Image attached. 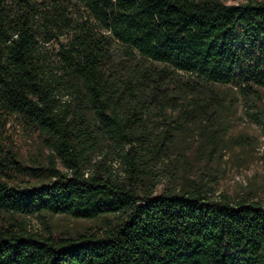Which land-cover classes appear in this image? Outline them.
Instances as JSON below:
<instances>
[{
	"label": "trees",
	"instance_id": "1",
	"mask_svg": "<svg viewBox=\"0 0 264 264\" xmlns=\"http://www.w3.org/2000/svg\"><path fill=\"white\" fill-rule=\"evenodd\" d=\"M220 85L261 101L264 1L0 0V264H264V204L187 177L155 192L140 162L177 126L151 138L137 122L170 111L205 131L233 105ZM12 124L51 150L46 163L20 157ZM102 140L121 180L91 162ZM32 211L101 224L4 218Z\"/></svg>",
	"mask_w": 264,
	"mask_h": 264
},
{
	"label": "rangeland",
	"instance_id": "2",
	"mask_svg": "<svg viewBox=\"0 0 264 264\" xmlns=\"http://www.w3.org/2000/svg\"><path fill=\"white\" fill-rule=\"evenodd\" d=\"M222 1L235 4L247 0ZM218 88L229 94L228 103L233 102V105L218 118V124L206 122L205 131L196 122L174 119L170 111H167L166 118L153 111L145 115L141 123H136L137 126L142 124V131L151 138L159 137L168 125L177 126L159 154H140L141 166L149 173L148 184L159 192L172 177L176 179V187H181L184 177H187L211 187L210 197L224 192L234 199L246 197L264 204V90H261V101H253L244 98L230 85ZM63 97L68 98V94L64 93ZM8 128L20 146L21 158L28 164L47 162L51 153L48 147L40 146L32 136H27L13 124ZM118 150L109 140H102L90 152V158L92 164L106 163L113 177L121 180L126 164L118 156ZM58 165L63 168L59 161ZM90 169L91 166L87 165L86 174ZM4 218L24 219L32 230L44 231L50 225L64 234H75L101 224L100 219L36 211L6 214Z\"/></svg>",
	"mask_w": 264,
	"mask_h": 264
}]
</instances>
